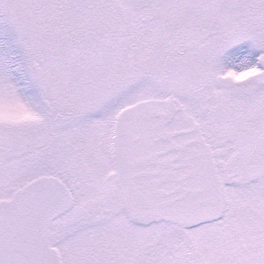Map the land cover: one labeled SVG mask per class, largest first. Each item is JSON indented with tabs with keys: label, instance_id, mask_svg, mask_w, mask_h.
Returning <instances> with one entry per match:
<instances>
[{
	"label": "snow or ice",
	"instance_id": "obj_1",
	"mask_svg": "<svg viewBox=\"0 0 264 264\" xmlns=\"http://www.w3.org/2000/svg\"><path fill=\"white\" fill-rule=\"evenodd\" d=\"M0 264H264V0H0Z\"/></svg>",
	"mask_w": 264,
	"mask_h": 264
}]
</instances>
